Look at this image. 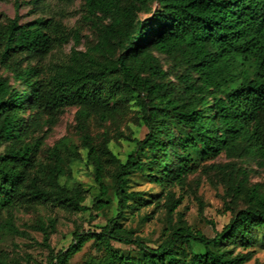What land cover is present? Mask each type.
Segmentation results:
<instances>
[{"label":"trees","instance_id":"1","mask_svg":"<svg viewBox=\"0 0 264 264\" xmlns=\"http://www.w3.org/2000/svg\"><path fill=\"white\" fill-rule=\"evenodd\" d=\"M41 1L29 2L39 8ZM82 1L96 42L85 50L73 47L67 61L47 76L39 64L69 36L77 44L78 33L70 35L54 15L28 22L18 14L0 17V68L10 74L0 77V145L7 144L0 153V208L21 202L81 207L78 184L60 181L65 139L51 149L54 162L49 164L36 158L44 135L33 137L65 107L77 106L82 147L99 190L96 209L108 206L102 199L109 197L108 163L115 168L117 213L99 229L74 231L49 264H68L90 240L104 255L89 256L82 264H245L254 232L264 238V184L247 186L245 175L234 189L244 208L212 237L180 221L159 245L149 247L132 238L120 219L124 210L145 202L139 191L128 190L132 172L167 187L181 184L201 162L220 154L253 155L264 163V0ZM150 11L151 16H140ZM151 48L182 67L177 84L165 79L167 72ZM131 99L146 133L132 138L134 149L122 161L107 145H97L87 121L92 115L107 117ZM208 223L215 230L214 222ZM54 226L49 220L39 227L44 240ZM9 234L21 231L9 220L0 221V242ZM111 240L133 245L140 259L113 251ZM182 244L200 248L187 260L178 251ZM236 247L247 251L235 253ZM0 264L21 263L0 254Z\"/></svg>","mask_w":264,"mask_h":264},{"label":"rangeland","instance_id":"2","mask_svg":"<svg viewBox=\"0 0 264 264\" xmlns=\"http://www.w3.org/2000/svg\"><path fill=\"white\" fill-rule=\"evenodd\" d=\"M30 0L0 1V17L20 16V21L28 22L37 17L54 15L61 19L70 35L76 31L79 42L76 44L73 36L59 47L55 48L39 66L47 76L58 65L67 61L73 47L85 50L96 42L97 32L91 22L84 17L82 0H42L39 8H34ZM154 8V5L151 6ZM35 9V10H34ZM152 11L140 14L142 18L151 16ZM162 69L167 72L165 79L177 84L176 75L181 68L175 65L170 57L150 49ZM10 76L0 68V77ZM11 81V79H10ZM18 86V84H15ZM77 106L65 107L51 123H46L33 137L43 136L36 158L52 164L54 158L51 149L61 139H65L67 149L61 148L64 159L65 174L61 183L75 182L82 190L84 200L78 210H67L52 203L21 202L8 208H0V221L9 220L21 231V234H9L0 242V254L7 259L19 261L21 264H49L51 256L59 249L66 247L72 240L74 231L99 229L107 220L117 213V198L114 194V166L105 164V182L108 186V206L97 210L95 202L98 199V186L94 181L93 165L87 157L86 149L82 147L80 132L76 120ZM28 113V112H27ZM26 113V114H27ZM140 108L134 99L125 101L117 112L107 117L92 115L87 121V131L97 145H107L122 161L134 149L132 138L142 139L146 128L140 123ZM7 144L0 145V153ZM243 175L246 185L264 184V163L253 155L227 157L220 154L216 158L203 161L197 170L186 176L181 184L167 187L150 182L146 175L132 172L128 178V190L139 191L145 202L136 209L124 210L120 219L122 227L128 229L132 238H138L149 247H156L163 241L169 230L177 224H185L200 230L205 236L212 237L215 231L220 232L229 222L233 213L244 208L245 200L234 195V189ZM176 200L179 204L170 213L168 208ZM1 206V205H0ZM54 220L53 231L49 232L47 240L43 239L40 226ZM213 221L215 230L208 223ZM255 242L247 250L251 258L245 264H264V238L261 233L254 232ZM111 249L120 254L130 255L134 261L140 259L141 252L133 245H125L113 240ZM231 247V246H229ZM197 245H180L178 251L187 260L193 251H198ZM236 247L234 252L247 251ZM104 251L97 248L92 240L86 242L81 251L76 253L68 264H82L89 256L100 257ZM133 261V262H134ZM133 264V263H132Z\"/></svg>","mask_w":264,"mask_h":264}]
</instances>
